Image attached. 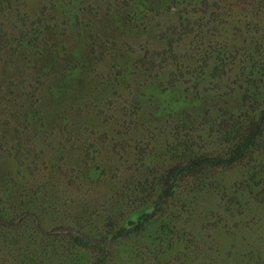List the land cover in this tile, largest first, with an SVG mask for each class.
Here are the masks:
<instances>
[{
    "label": "rangeland",
    "instance_id": "rangeland-1",
    "mask_svg": "<svg viewBox=\"0 0 264 264\" xmlns=\"http://www.w3.org/2000/svg\"><path fill=\"white\" fill-rule=\"evenodd\" d=\"M0 264H264V0H0Z\"/></svg>",
    "mask_w": 264,
    "mask_h": 264
}]
</instances>
